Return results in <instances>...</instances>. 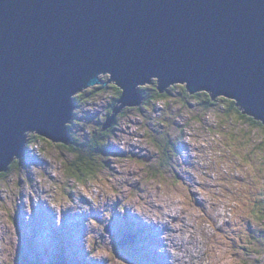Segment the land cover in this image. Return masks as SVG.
<instances>
[{
	"label": "water",
	"instance_id": "water-1",
	"mask_svg": "<svg viewBox=\"0 0 264 264\" xmlns=\"http://www.w3.org/2000/svg\"><path fill=\"white\" fill-rule=\"evenodd\" d=\"M153 79L233 99L264 125V0H0V171L28 131L71 143L76 94L121 88L105 131Z\"/></svg>",
	"mask_w": 264,
	"mask_h": 264
},
{
	"label": "rangeland",
	"instance_id": "rangeland-1",
	"mask_svg": "<svg viewBox=\"0 0 264 264\" xmlns=\"http://www.w3.org/2000/svg\"><path fill=\"white\" fill-rule=\"evenodd\" d=\"M101 77L103 81H107L110 74ZM155 80L157 81L153 79L152 82ZM114 85L110 82L94 96L86 91L97 86L75 95L74 103L77 108L71 122L67 123V129L70 137L75 136L80 140H75L69 148L44 136L36 140V131L26 132V156L17 159L20 163L0 178V264H169V261L164 263L163 256L170 259V254H161L158 251L160 247L166 246L160 239L162 229L155 224H141L140 218L131 213L127 215L129 207L135 208L143 200L146 189L139 186L143 180L134 181L132 184L124 180L122 183L127 187L123 191H118L109 182L114 195L107 196L102 192L95 194L94 200H88L74 190L75 181L65 174L66 164L68 168H75L80 178H84L82 171L77 170L76 166H70V161L78 154L79 149L82 150L81 141L85 139L90 142L99 137L96 136L97 126L102 127L101 124L111 117L121 95ZM179 90L172 89L166 99L152 101L150 105L139 109L136 107L124 115L123 112L118 115L112 124L110 138L107 139L106 153L95 158L98 166L103 165L99 169L101 175L107 179L108 174H113L115 179V174L123 175L120 168L128 169L129 177L145 174L147 178L149 174L159 175L163 172L173 184L179 182L189 188L190 202L187 208L179 209V214L175 216L180 219L177 222L183 223L182 213L190 211L193 223L186 227L195 229L196 221L202 222L207 217L216 233L225 236L233 249H238L233 252L235 258L242 260L243 264H264V234H258L259 227L264 228V221L257 223L247 215H238L217 227L215 218L206 210L208 201L198 199V194L191 190V185L198 181L186 170L177 171L180 168V159L177 158L183 159L185 169L193 166L191 158L186 154L189 145L184 137L204 139L205 144L191 147L203 151L206 146L214 154L219 152L218 159L235 165V168L229 169L231 179L235 183L246 185L235 192L225 187L226 192L238 197L232 210L243 211L247 208L251 211L249 204L252 205V201L249 198L252 196L253 205L259 209V216H264V191L252 190L256 184L253 175L264 183V144L261 143L264 129L260 126L253 129L237 118L229 120L224 113L214 108L203 111L193 98L184 99L180 96ZM133 113H138L143 119L131 120L129 117ZM129 127L140 129L137 132H128L139 143L131 145L132 151L118 154L116 147L111 144V138L117 133L126 132ZM248 127L250 128L247 129ZM173 133H178V136L174 137ZM71 145L78 149H72ZM154 159L157 164H153ZM117 162H121L120 168H114ZM173 164L175 167H172ZM32 165H37L40 169L35 174ZM207 167L202 165L201 169ZM166 168H170L171 172H164ZM103 169H107V172ZM53 172L58 174L53 175ZM227 177L228 173H225L221 179ZM85 187H88L87 183ZM101 195H104L103 200ZM53 201L57 207L52 206ZM216 207L212 205L213 210ZM117 208L122 210L124 216L119 213L115 215ZM105 212L109 216H104ZM197 212L202 215H196ZM109 217L113 221L108 226ZM172 218L170 217L171 221L176 223ZM153 227L158 229L157 234L150 238L154 232ZM163 230L182 229L170 230L164 225ZM84 242L88 245L89 254L85 250ZM189 242L196 243L195 240ZM89 255L91 259L88 258ZM172 264H180V260H173Z\"/></svg>",
	"mask_w": 264,
	"mask_h": 264
},
{
	"label": "clouds",
	"instance_id": "clouds-1",
	"mask_svg": "<svg viewBox=\"0 0 264 264\" xmlns=\"http://www.w3.org/2000/svg\"><path fill=\"white\" fill-rule=\"evenodd\" d=\"M176 85L185 86V84H175L172 86ZM114 86L118 87L117 85ZM120 89L119 91H121ZM141 106L142 104L138 107ZM124 110L122 112H124ZM129 118L131 120L143 119V117H140L138 113L131 114ZM177 119H179V117H177ZM121 127L125 126L121 125ZM137 131H140V129L136 127H129L126 132L117 133L116 136H113L111 138V144L112 146L116 147L118 154L132 151L131 145L139 143V140L136 137H130L128 135V132ZM185 131H191V129H185ZM173 136H178V133H173ZM184 139L189 145L186 154L187 157L191 158V163L193 166L185 169L183 159L177 158L180 159V168H178L177 171L183 172L186 170L188 173H191L196 181H198L197 184L191 185V190L193 193L198 194V199L208 201L206 210L208 211L209 215L215 218L216 226L221 227L224 225L225 221L233 219L238 215H247L257 223L264 221V216H259V209L256 208L257 206L253 205L252 196L249 198V201H252V205L249 204V208L251 209V211H249V209L247 208L243 211H240L239 209H237L236 211L232 210V205L236 204L238 197L226 192L225 187L233 189V192H235L236 189H242L246 187V185L235 183L231 179V172L229 171V169L235 168V165H230L229 161L227 160L218 159L220 153L217 152L214 154L212 151L207 150L206 146L205 150L203 151H197L196 148L191 147V145L205 144L204 139L196 140L191 136H185ZM216 142L220 143L219 141ZM156 150L159 151V149ZM17 159L20 158H16L13 162H15ZM213 161H215V164H213ZM61 163H63V161H61ZM120 163L121 162H117L114 165V168H120ZM157 163L158 162L154 159L153 164ZM85 164H88V162L85 161ZM202 165H207L208 167L201 169ZM31 167L34 174L40 170L37 165H32ZM102 167V164H100L99 166L88 164L87 168L85 169L86 174L84 179H80L79 174L76 173V169L68 168V166L65 164V174L67 176H71L75 181L74 190L79 191L82 196L87 198L88 200H94L95 194H100L102 192L107 196L114 195V193L111 191V188L109 187V182H111L112 185L116 186L118 191H123L124 188L127 187V185H124L122 183L124 180H127L129 184H132L134 181L143 180V183L139 185L140 187L146 189L143 192V200L139 205L135 206V208L129 207L127 215L131 213L132 215L139 217L140 220H142L145 224H155L162 229L160 239L166 246L160 247L158 251L161 254L165 252L170 254L169 264H172L173 260L176 259L180 260V264H243L242 260L233 256V252L238 251V249H233L231 247V244L229 243V240L226 239L225 236L216 233L215 228L212 227L207 217H204L202 222L196 221L195 229L186 227V225H190L191 223H193L192 214L190 211H185L182 213L184 217L183 223H173L171 221L170 217L177 216L179 214V209L187 208L188 203L190 202L189 188L184 184H180L179 182L173 184L166 178L163 172L159 175L155 173L149 174L147 175V178H145V174L129 177L127 176L128 169L126 168H120V172L123 173V175L115 174V179H113V174H108L107 179H105V177L101 175V172L99 170ZM172 167H175V165L173 164ZM103 171L107 172V169H103ZM236 171L239 172L238 169ZM164 172L170 173L171 169L166 168L164 169ZM225 173H228V177L226 179H221V177L225 176ZM52 174L57 175L58 173L53 172ZM253 179L256 180V184L255 188L252 190L255 191V189H260L264 191V183H262L259 179H256L255 175H253ZM118 181L121 183H117ZM85 183H87L88 187H85ZM211 185H219V187L213 188L211 187ZM103 199L104 195H101V200ZM182 201L184 203H181ZM213 204L217 206L215 210H213L212 208ZM52 206L57 207L55 201L52 202ZM67 206V203H65V207ZM84 211L86 212V209ZM117 213H119L120 216H124L122 210H120L119 208L115 209V215ZM196 215L202 214L197 212ZM104 216H109V213L105 212ZM258 216L259 219H257ZM112 221L113 219L109 217V220L107 222L108 226ZM164 225H167L168 229L170 230H182L164 231ZM200 229H202L203 231L201 232ZM259 232L264 234V228L259 227L258 234ZM228 235L231 236V233H228ZM232 238L235 239V237ZM192 240H195L196 243L193 244L189 242ZM84 245L85 250L89 254L88 245L85 242ZM178 245L183 246L177 247ZM202 253H206V255H202ZM92 255H95V253H93ZM88 258L91 259V255H89ZM25 263L26 262H24L23 264Z\"/></svg>",
	"mask_w": 264,
	"mask_h": 264
},
{
	"label": "trees",
	"instance_id": "trees-1",
	"mask_svg": "<svg viewBox=\"0 0 264 264\" xmlns=\"http://www.w3.org/2000/svg\"><path fill=\"white\" fill-rule=\"evenodd\" d=\"M179 88V95L183 96L184 99L188 98H193L194 101L197 103L198 107L201 108L203 111H206V109H212L214 108L216 111H220L222 113H224V115L226 116V118H228L229 120H234L235 118H237L240 121H245L247 126L250 125L251 128H258L263 127L264 126L261 124L260 121H257L256 119H254L253 117L244 114L243 112H241V110L235 105V101L226 97H217L215 99H212V96L209 95L207 92H197L195 94H190L186 87L184 85H176V86H172L170 88H168L169 90L166 92H162L159 88H157L155 81L152 83H149L147 85H144L142 87L139 88V90L141 91V93L143 94L144 101L142 102V106L138 107L142 108L145 105H150V103L153 101H160L163 99H166V97L168 95L171 94L172 89H176ZM117 89H120L119 87H117ZM100 90V86H97V88L90 89V91H86L89 92L90 95H96L97 92H99ZM121 90V89H120ZM118 93L121 94V91L118 90ZM116 99V98H115ZM130 109L133 108H126L125 111L123 112L122 115H124V113H127ZM250 127H248L247 129H249ZM98 131L96 132V136H99L95 139H93L92 141H88L83 139L80 143V145L82 146L81 149L82 150H78V154L74 155L73 159L70 161V166H76L77 170L82 171L83 176L85 177V169L87 168L88 164H92V165H97L98 166V162L95 160V158L101 154L106 153V149H108L107 146V139L108 137L110 138V133L112 131V126L110 129L108 130H102L101 127L97 129ZM104 131V132H103ZM41 136H39L38 134H35V139L38 140L40 139ZM72 142L74 140H80L79 138L73 136L71 137ZM73 142V143H74ZM262 144H264V135H263V141H261ZM171 145V144H170ZM70 146H68L69 148ZM71 148L76 150L78 149L77 146L75 145H71ZM74 150H71L74 152ZM26 154H27V150H26ZM25 154V155H26ZM85 161L88 162V164H85ZM20 163L19 160H16L15 162H13L8 171L12 170V168L16 165ZM5 172H0V178H3L4 176H6ZM80 179H84V178H80ZM61 261V260H60Z\"/></svg>",
	"mask_w": 264,
	"mask_h": 264
},
{
	"label": "bare ground",
	"instance_id": "bare-ground-1",
	"mask_svg": "<svg viewBox=\"0 0 264 264\" xmlns=\"http://www.w3.org/2000/svg\"><path fill=\"white\" fill-rule=\"evenodd\" d=\"M140 96H141V95H140ZM143 100H144V97H142V101H143ZM76 108H77V107H76ZM24 143H25V142H24ZM23 149H24L23 151H25V154H26V150H27V146H26V144L23 145ZM25 154H24L23 156H26ZM23 156H22V157H23ZM120 166H121V165H120ZM0 172H2V171H0ZM4 172H5V171H4ZM208 216H209V215H208ZM137 219H139V218H137ZM172 219H173L174 222H175V221H176V222H177V221H180V219H179V218H176V217H173ZM139 221H140V223L142 224L143 221L140 220V219H139ZM143 225H145V224L143 223ZM148 225H149V224H148ZM166 226H167V225H166ZM149 227H150V226H149ZM151 228H152V227H151ZM166 229H167V228H166ZM153 230H154V232L151 233V237H150V238H152V237L154 236V234H157L156 232H157L158 229H157L156 227H155V228L153 227ZM153 250H154V249H153ZM153 250H148V251H149V252H152ZM46 254H47V253H46ZM163 258H164V263H168L169 259L166 258L165 256H163ZM43 262H44V261H43ZM45 262H46V261H45ZM45 262H44V263H45Z\"/></svg>",
	"mask_w": 264,
	"mask_h": 264
},
{
	"label": "flooded vegetation",
	"instance_id": "flooded-vegetation-1",
	"mask_svg": "<svg viewBox=\"0 0 264 264\" xmlns=\"http://www.w3.org/2000/svg\"><path fill=\"white\" fill-rule=\"evenodd\" d=\"M97 127L99 128V126H97ZM98 128H97V129H98ZM110 128H111V127H109L108 129H110ZM108 129H107V130H108ZM73 142H74V140H73ZM73 142L71 141L70 144H72ZM70 144H69V145H70ZM69 145H66V146H69ZM151 157H152V156H151Z\"/></svg>",
	"mask_w": 264,
	"mask_h": 264
}]
</instances>
